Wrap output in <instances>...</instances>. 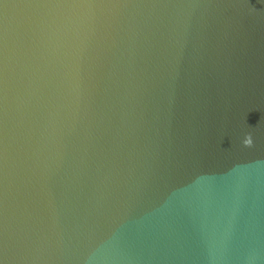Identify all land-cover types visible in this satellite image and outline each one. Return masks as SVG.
Wrapping results in <instances>:
<instances>
[{
	"label": "water",
	"instance_id": "water-1",
	"mask_svg": "<svg viewBox=\"0 0 264 264\" xmlns=\"http://www.w3.org/2000/svg\"><path fill=\"white\" fill-rule=\"evenodd\" d=\"M0 264H264V0H0Z\"/></svg>",
	"mask_w": 264,
	"mask_h": 264
},
{
	"label": "clouds",
	"instance_id": "clouds-1",
	"mask_svg": "<svg viewBox=\"0 0 264 264\" xmlns=\"http://www.w3.org/2000/svg\"><path fill=\"white\" fill-rule=\"evenodd\" d=\"M243 144L245 147H252L253 146V140H252L251 133L246 135V138L244 139Z\"/></svg>",
	"mask_w": 264,
	"mask_h": 264
}]
</instances>
